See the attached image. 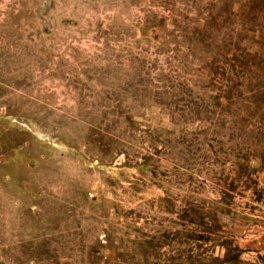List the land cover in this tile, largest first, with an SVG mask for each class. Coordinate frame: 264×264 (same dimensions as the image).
Instances as JSON below:
<instances>
[{
  "label": "rangeland",
  "instance_id": "1",
  "mask_svg": "<svg viewBox=\"0 0 264 264\" xmlns=\"http://www.w3.org/2000/svg\"><path fill=\"white\" fill-rule=\"evenodd\" d=\"M0 264H264V0H0Z\"/></svg>",
  "mask_w": 264,
  "mask_h": 264
}]
</instances>
